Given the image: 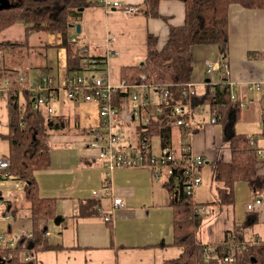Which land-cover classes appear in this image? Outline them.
<instances>
[{"label":"crops","instance_id":"obj_1","mask_svg":"<svg viewBox=\"0 0 264 264\" xmlns=\"http://www.w3.org/2000/svg\"><path fill=\"white\" fill-rule=\"evenodd\" d=\"M9 1L1 0V3ZM122 2L139 3V13L128 15L117 9L108 10L91 5L81 11L70 32V38L75 36L86 44L88 55L105 61L109 81L118 89L122 87V67L144 63L148 54L149 35L156 37V48L161 50L169 40L170 26H184L186 15L185 5L179 0L161 1L158 9L161 17L157 18L148 17L143 12L144 0ZM228 20V71L221 63L216 45L195 46L191 83L194 84V90L202 94L207 84L226 81L232 97L246 104V109L240 108L235 131L254 137L260 159L257 170L264 177L263 97L260 91L251 88L255 83L264 84V57L258 56V53H264V9L233 4L229 9ZM18 24L24 30L20 36L25 39L26 45L22 48L26 52H22V48L0 52V68L6 72L13 70L10 77L4 71L2 78L8 79L24 100L23 93L29 92L30 83L44 76L50 77L54 86L49 93L48 103L53 109V116L60 117L64 125L50 137L51 167L35 173L40 196L57 200L56 217L46 225L48 242L55 248L35 252L33 256L37 264H162L166 260L178 258L183 250L173 246V209L164 183L166 177L163 174L155 176L146 167L117 168L111 172L105 168L98 150L89 147L93 135L87 134L100 126L103 128L98 105L95 102L74 101L67 96L69 54L63 45L62 35L27 33L26 25H15ZM77 25H80V32L77 31ZM1 34L0 41H13L1 40ZM34 37L44 38V41L30 45L26 40ZM16 51L17 54L14 53ZM209 62L215 65L211 74L208 73ZM89 75L95 74L91 72ZM20 76L27 78L26 84H20ZM130 92V97L118 109L113 129L118 134L121 126L122 129L134 127L136 137L135 133L129 135L124 144L141 149L140 113L141 110L147 111V106L141 103L142 98L150 95L155 100L159 94L151 88L132 87ZM133 94L139 95L137 103L132 101ZM193 110V129L175 125L170 149L163 147L161 138L156 147L153 146L152 138L147 144L149 152L156 156L171 153L180 157L184 148L190 146L204 158V165L197 171L203 183L205 174L212 176L210 163L216 160L229 161L231 155L224 140L226 130L223 124L219 121L211 123L213 109L203 106ZM148 114L152 116L147 113L146 117ZM8 133V101L0 97V135ZM9 151V142L0 137V157L9 156ZM106 187L109 188L108 193L104 191ZM95 191L99 196H94ZM117 198L122 199V207L114 205ZM256 199L264 200V194H255L247 183H238L236 203L225 206L216 218L214 214L206 218L207 223L200 235L203 243H222L228 232L243 223L247 225L246 241L264 242V203L253 211L247 209L248 204ZM82 200H95L98 214L82 215ZM194 201L205 203L196 201L195 197ZM29 214L30 204L24 198L23 184L0 178V234H4L9 241L18 240L24 233L32 234L33 220ZM105 217L110 218V223ZM8 232L11 236H7Z\"/></svg>","mask_w":264,"mask_h":264},{"label":"trees","instance_id":"obj_2","mask_svg":"<svg viewBox=\"0 0 264 264\" xmlns=\"http://www.w3.org/2000/svg\"><path fill=\"white\" fill-rule=\"evenodd\" d=\"M161 1L163 0H144L143 12L148 17H161L158 10ZM179 1L185 5L184 26H170L169 40L161 50L156 48V37L149 35L148 54L143 65L122 67L120 74L122 87L116 90L112 103L119 111L122 102L130 97V89L136 85L146 84L152 86L153 91L159 96L167 89L170 93L168 99L170 105L191 103L194 109L203 106L215 109L219 116L218 121L226 130L224 140L228 144L231 158L229 161L216 160L210 163L212 181L216 184V196L215 200L203 204L196 203L185 192L186 178L183 172L177 170L171 176L163 173L173 209V246L183 251L178 258L166 260L162 264H231L224 260L230 256L234 258L235 264H264V242L246 241V223L237 224L227 233L224 242L213 245L214 251L209 258L207 257L206 244L200 237L207 220L196 212V208L211 207L214 210L213 217L216 218L225 206L236 203L238 183H247L255 194H264V177L258 174L259 149L254 145V137L235 131L241 112L239 102L232 99L229 84L226 81L220 84L209 83L202 94L183 93L185 86L191 82L194 71L193 48L216 45L221 55V63L226 64L231 5L264 9V0ZM8 3L9 6L5 3L0 5V34L17 23H24L27 33L61 34L63 45L69 54L68 79L90 73L91 60L98 57L88 55L81 44L72 43L69 38L71 27L80 16L81 9L96 4L88 3V0H10ZM25 45L24 41H0V52L17 50ZM258 56L264 57V53H258ZM98 60L101 61V69H105V61L101 58ZM4 71L9 77L13 73V70ZM4 71L0 68V78L3 77ZM23 94L24 100L18 92L9 93L7 97L9 133L0 137L10 144L11 164L0 173V178L16 180L23 184L24 198L30 204L29 215L33 220V230L31 238L20 236L14 247L6 240L0 248V264H37L35 259L26 258L33 257L35 252L55 248L48 242L46 225L56 217L57 200L40 196L35 173L51 167L50 137L53 133L59 132L64 125L60 117L53 116L46 108L34 110L32 94L29 92ZM147 113L152 114L149 125L144 124ZM140 115L141 145L150 142L154 135H158L163 147L170 149L172 131L177 125L173 109L167 108L162 114H155V106L147 105V111L141 110ZM92 132L94 131H88L87 134ZM251 138L254 139V143L251 142ZM97 207L95 200H82L80 211L84 216H94L98 214ZM8 234L7 236H11L10 232ZM231 242L233 247H229Z\"/></svg>","mask_w":264,"mask_h":264},{"label":"built area","instance_id":"obj_3","mask_svg":"<svg viewBox=\"0 0 264 264\" xmlns=\"http://www.w3.org/2000/svg\"><path fill=\"white\" fill-rule=\"evenodd\" d=\"M88 3L96 4L105 9L112 10L117 9L128 15H135L140 11L139 3L125 2L122 0H88ZM1 5V0H0ZM72 43H79L84 47L86 51V44L78 40L75 36L69 39ZM100 60L98 58H92V68L90 73L95 75H89L88 73L77 75L73 78L67 80L68 86V98L74 101L82 102H95L99 107V115L102 120V126L98 129L93 130L91 134L93 135L92 140L89 142V147L98 150V156L103 160L105 168L111 172L117 168H134V167H146L149 168L155 176L162 175L166 173L171 176L174 175L178 170L183 172L185 175V192L187 195L191 196L194 200V192L202 184V177L198 174V169L204 165V158L196 154L190 146H186L183 150L182 156L178 157L175 154H165L162 156H156L149 152V145L147 143L143 144L141 149L133 148L132 146H126L123 143L122 137L114 132L113 121L118 116L117 109L113 106V97L118 88L114 87L109 81L107 68L101 69ZM226 70L228 71V66L224 64ZM214 64L212 62L208 63V73L211 74L214 70ZM145 78V77H144ZM20 84H26L27 78L25 76H20ZM29 88V92L33 97V109L40 110L41 108H46L49 113L53 112V109L49 106V93L52 90L54 84L50 77L44 76L41 79L34 81ZM137 89H153L152 86L142 84L134 86ZM252 89H256L262 93L263 97V111L262 120L264 125V84L255 83ZM12 83L8 79L0 78V97L7 98L9 93H16ZM194 84L188 83L183 93L185 95L195 93ZM170 93L167 89L163 90V93L155 100L150 98V96L145 95L142 98V104L144 106L153 105L155 106V114H162L165 109H173L174 115L177 117L176 124L185 129L192 130L194 127V121L192 119L193 108L191 104L182 105H170L168 102ZM234 101H237L235 97H232ZM132 101L137 103L139 101V95L133 94ZM240 108L242 110L246 109V104L239 101ZM140 109V107H139ZM138 113V110L135 114ZM150 114L145 118L144 124H150ZM219 120V116L215 109L211 110V123L216 124ZM107 128L105 131L104 129ZM251 142L254 143V139L251 138ZM9 156L0 157V173L5 171L10 167ZM177 181V178H175ZM175 181V182H176ZM109 188H104V191L108 193ZM94 196H99L98 192H94ZM264 203L263 199H256L249 203L247 209L253 211L256 207L262 206ZM114 205L116 207H122L123 202L121 198L114 200ZM196 212L205 218L213 216V210L210 207L198 206ZM107 222L110 221L109 217H105ZM48 234V233H47ZM28 238L32 237L31 233H24ZM16 240V239H15ZM15 240L10 241L9 245L14 246ZM6 237L4 234H0V245L4 244ZM17 241V240H16ZM229 247H233V242L229 244ZM214 251L213 245H206V254L209 258ZM35 257L28 256L26 260H32ZM226 262L235 264V260L232 256L225 257Z\"/></svg>","mask_w":264,"mask_h":264},{"label":"rangeland","instance_id":"obj_4","mask_svg":"<svg viewBox=\"0 0 264 264\" xmlns=\"http://www.w3.org/2000/svg\"><path fill=\"white\" fill-rule=\"evenodd\" d=\"M23 27L20 26L19 24L18 25H15L14 27H11L9 30H7L5 33H2L1 34V40L5 39V40H25L22 36V33H23ZM18 37H21V38H18ZM28 43L30 45H38L40 44V42L44 41V38H28ZM25 42V41H24ZM22 52H26L25 48L21 49ZM18 51L14 52L15 54H17ZM123 126H121L119 129H118V134H120V136L122 137V140H123V143H124V140H126L125 138L128 137L129 135H132L133 133H135V137H136V132H135V128L134 127H127V128H123ZM125 127V126H124ZM153 139V146L156 147L160 144V137L158 135H154L152 137ZM208 169L206 170L205 173H207ZM200 187V186H199ZM197 187V189L199 188ZM195 190L194 192V196L195 197V200L198 201V202H205L207 203V201L211 202L215 196H216V184L212 181V176H208V174H205L204 175V180H203V183H202V186L198 189V190ZM8 229V228H7ZM6 229V230H7Z\"/></svg>","mask_w":264,"mask_h":264},{"label":"water","instance_id":"obj_5","mask_svg":"<svg viewBox=\"0 0 264 264\" xmlns=\"http://www.w3.org/2000/svg\"><path fill=\"white\" fill-rule=\"evenodd\" d=\"M1 4H2V3H1ZM6 5L9 6V3H6ZM82 10H83V9H81V11H82ZM76 28H77V31H78V32L81 31V29H80V25H77ZM141 65H143V63H142Z\"/></svg>","mask_w":264,"mask_h":264}]
</instances>
